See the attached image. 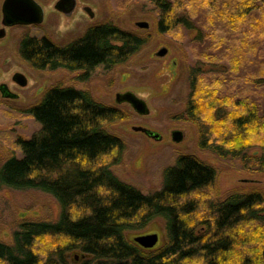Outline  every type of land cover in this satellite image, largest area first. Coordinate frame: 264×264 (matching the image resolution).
<instances>
[{"label": "trees", "instance_id": "1", "mask_svg": "<svg viewBox=\"0 0 264 264\" xmlns=\"http://www.w3.org/2000/svg\"><path fill=\"white\" fill-rule=\"evenodd\" d=\"M151 1L158 32H195L191 44L206 52L187 60L188 92L175 118L194 126L201 150L239 160L247 174H264V0ZM202 5L216 27L188 14ZM145 43L108 21L63 45L25 34L17 50L35 70L74 71L122 65ZM26 113L39 129L18 139L19 157L0 164V191L47 194L57 213L24 215L9 242L0 237V264H70L76 256L84 258L79 264H264L262 189L219 197L211 190L217 170L183 153L164 168L161 188L144 194L111 169L126 148L106 128L123 118L120 109L56 84ZM156 219L163 222V244L144 248L127 236Z\"/></svg>", "mask_w": 264, "mask_h": 264}, {"label": "rangeland", "instance_id": "2", "mask_svg": "<svg viewBox=\"0 0 264 264\" xmlns=\"http://www.w3.org/2000/svg\"><path fill=\"white\" fill-rule=\"evenodd\" d=\"M35 1L43 8L42 21L33 25L5 27V36L0 38V84L6 83L11 91L19 94L17 99H5L0 94V164L12 154L19 157L21 151L18 139L29 138L39 129L38 122L26 113V109L38 102L45 90L55 84H63L86 89L98 101L115 106L123 112V118L106 125L110 132L122 137L126 144L121 163L111 169L142 193L160 189L164 168L173 164L176 157L183 153H193L217 170L218 176L211 190L219 197L233 190L259 188L264 191V174H247L243 172L239 160L220 158L201 150L197 145L194 126L175 118L183 109L188 92L185 75L187 60L197 56L202 58L206 54L202 44L197 51L195 45L191 44L195 32H186L181 28L158 32V9L151 0H76L77 7L69 16L54 8L57 0ZM2 2L0 0V28L3 27ZM82 6H89L94 17L90 18ZM200 6L188 9L190 17L201 20L207 26H215L213 14L204 5ZM108 21L139 34L146 43L124 64L110 69L97 67L88 78L77 77V71L64 69L35 70L18 54L19 39L25 34L46 36L54 43L63 45L79 37L88 26ZM137 21H147L149 27L139 28L135 24ZM162 47L167 48V53L159 57L156 52ZM172 62H175V67L171 65ZM17 72L26 77L25 86L13 81L12 77ZM126 90L134 92L146 102L148 114L140 115L128 103L115 102V94ZM132 126L157 131L161 140L156 141L136 132ZM174 130L182 132L181 141L172 139ZM56 213V203L47 194L3 189L0 191V237L9 242L12 228L24 215L27 218H51ZM152 233L158 236L156 245L164 243L162 220L156 219L146 230L131 232L127 236L133 239L138 235ZM83 259L82 256H76L75 262L70 260L69 263L79 264Z\"/></svg>", "mask_w": 264, "mask_h": 264}, {"label": "water", "instance_id": "3", "mask_svg": "<svg viewBox=\"0 0 264 264\" xmlns=\"http://www.w3.org/2000/svg\"><path fill=\"white\" fill-rule=\"evenodd\" d=\"M76 5V0H57L54 4V8L57 11L64 13L69 16ZM84 11L89 15L90 18L94 17V12L89 6H85ZM2 12V25L0 28V38L5 36V27H10L14 25H33L39 24L43 19V8L35 0H3L1 6ZM136 26L139 28L147 29L149 23L147 21H137ZM167 53V48L162 47L157 52L156 55L159 57L164 56ZM20 86L26 85V77L22 73H15L12 77ZM0 94L5 99H16L18 94L11 91L6 83L0 84ZM116 103H129L133 110L140 114L146 115L149 112L146 102L137 97L131 91H126L124 93H117L115 95ZM132 130L136 132H141L156 141L161 140V135L154 130L148 129L143 126H132ZM172 139L179 142L183 139L182 132L180 130L172 131ZM134 241L144 248H152L156 245L158 241V236L155 233L138 235L133 238Z\"/></svg>", "mask_w": 264, "mask_h": 264}, {"label": "flooded vegetation", "instance_id": "4", "mask_svg": "<svg viewBox=\"0 0 264 264\" xmlns=\"http://www.w3.org/2000/svg\"><path fill=\"white\" fill-rule=\"evenodd\" d=\"M77 7V3H76V5H75V7H74V10H75V8ZM85 6H82V10L84 11V8ZM73 10V11H74ZM60 12V11H59ZM85 12V11H84ZM60 13H62V12H60ZM73 13V12H72ZM71 13V14H72ZM86 13V12H85ZM62 14H64V13H62ZM87 14V13H86ZM88 15V14H87ZM89 16V15H88ZM101 23V22H100ZM99 23H96V24H92V25H90V26H93V25H98ZM89 27V26H88ZM87 27V28H88ZM86 28V29H87ZM86 29H84V31H83V33L79 36V37H77V38H80L83 34H84V32L86 31ZM77 38H74V39H77ZM74 39H72V40H74ZM72 40H70V41H72ZM173 67H175V62H172V64H171ZM97 67H101L102 69L103 68H105V66H104V64H102V63H97V64H95V65H93L91 68H89L88 70H85L84 68L83 69H78V70H74V71H69V72H78V76L77 77H81V78H83V79H85V78H88L89 77V75H90V72L92 71V70H94V69H96ZM85 74V75H84ZM84 75V76H83ZM82 79V80H83ZM56 85V84H55ZM25 86V85H24ZM9 87V86H8ZM73 87V86H72ZM75 89H77V90H82V91H88V90H86V89H79V88H76V87H74ZM47 90H45L44 91V93L42 94V96L45 94V92H46ZM126 91H130V90H126ZM126 91H124V92H126ZM89 92V91H88ZM124 92H117V93H124ZM132 92V91H131ZM41 93V92H40ZM90 93V92H89ZM116 93V94H117ZM132 93H134V92H132ZM91 94V93H90ZM115 94V95H116ZM135 94V93H134ZM92 95V94H91ZM136 95V94H135ZM18 96H19V94H18ZM41 96V97H42ZM137 96V95H136ZM138 97V96H137ZM17 99V98H16ZM129 104V103H128ZM130 105V104H129ZM131 106V105H130Z\"/></svg>", "mask_w": 264, "mask_h": 264}]
</instances>
